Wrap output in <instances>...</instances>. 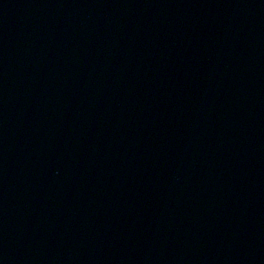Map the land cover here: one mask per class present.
I'll return each mask as SVG.
<instances>
[{"label":"water","instance_id":"1","mask_svg":"<svg viewBox=\"0 0 264 264\" xmlns=\"http://www.w3.org/2000/svg\"><path fill=\"white\" fill-rule=\"evenodd\" d=\"M0 264H264V0H0Z\"/></svg>","mask_w":264,"mask_h":264}]
</instances>
